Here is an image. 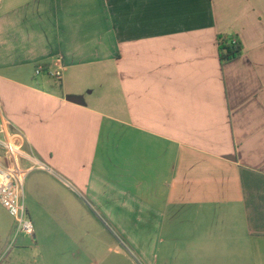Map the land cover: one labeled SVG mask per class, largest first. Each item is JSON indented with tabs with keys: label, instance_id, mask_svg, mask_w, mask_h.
<instances>
[{
	"label": "crops",
	"instance_id": "obj_1",
	"mask_svg": "<svg viewBox=\"0 0 264 264\" xmlns=\"http://www.w3.org/2000/svg\"><path fill=\"white\" fill-rule=\"evenodd\" d=\"M218 36L242 55L222 66ZM0 105L51 169L21 160L23 246L264 264V0H0Z\"/></svg>",
	"mask_w": 264,
	"mask_h": 264
},
{
	"label": "built area",
	"instance_id": "obj_2",
	"mask_svg": "<svg viewBox=\"0 0 264 264\" xmlns=\"http://www.w3.org/2000/svg\"><path fill=\"white\" fill-rule=\"evenodd\" d=\"M59 61V60H58ZM47 73L50 77L61 81V70L52 71L39 65L36 76ZM0 204L13 216L15 228L4 254L8 253L21 236L34 238L35 229L29 217L25 202V180L29 170L21 166V160H27L33 168L51 171L40 161L29 148L30 142L24 131L14 128L12 123L3 115L0 105Z\"/></svg>",
	"mask_w": 264,
	"mask_h": 264
},
{
	"label": "rangeland",
	"instance_id": "obj_3",
	"mask_svg": "<svg viewBox=\"0 0 264 264\" xmlns=\"http://www.w3.org/2000/svg\"><path fill=\"white\" fill-rule=\"evenodd\" d=\"M249 196L252 198L251 210L252 216H254L255 219L259 206L260 209L264 206V191H250ZM82 198L84 199L85 197ZM90 200H88L89 203ZM88 201L85 200L87 205L95 211V208L92 207ZM97 217H99V219L107 227L103 219L100 216ZM14 228L15 222L13 216L0 204V240L4 241L10 231H12L11 233L13 234ZM108 229L113 233V229L110 227ZM34 238H36V234H34ZM22 239H24L23 236L19 238L17 244L8 253L3 255V258H6L7 256V260L5 259L2 264H149V261L144 257V255L142 256L139 245H134L129 240H125V242H123L118 237H116V239L103 237L102 243H93V248L97 249L98 252H94V254L91 257H87L86 260L80 259L77 247L69 245L68 243H40V246L37 248L23 246ZM28 241L26 242L29 243L30 241ZM46 248L48 249L46 250ZM101 251L103 253H101ZM106 251L108 253H105ZM56 255L63 257V259L53 257Z\"/></svg>",
	"mask_w": 264,
	"mask_h": 264
},
{
	"label": "trees",
	"instance_id": "obj_4",
	"mask_svg": "<svg viewBox=\"0 0 264 264\" xmlns=\"http://www.w3.org/2000/svg\"><path fill=\"white\" fill-rule=\"evenodd\" d=\"M243 52V47L235 36H218V53L220 63L223 66L238 59Z\"/></svg>",
	"mask_w": 264,
	"mask_h": 264
}]
</instances>
